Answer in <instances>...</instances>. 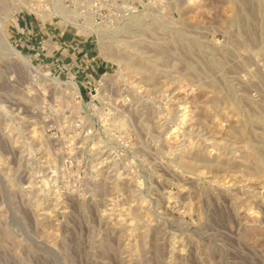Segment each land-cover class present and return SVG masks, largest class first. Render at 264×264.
Returning <instances> with one entry per match:
<instances>
[{
    "label": "rangeland",
    "instance_id": "1",
    "mask_svg": "<svg viewBox=\"0 0 264 264\" xmlns=\"http://www.w3.org/2000/svg\"><path fill=\"white\" fill-rule=\"evenodd\" d=\"M0 264H264V0H0Z\"/></svg>",
    "mask_w": 264,
    "mask_h": 264
},
{
    "label": "built area",
    "instance_id": "2",
    "mask_svg": "<svg viewBox=\"0 0 264 264\" xmlns=\"http://www.w3.org/2000/svg\"><path fill=\"white\" fill-rule=\"evenodd\" d=\"M74 24L77 26V29L91 32L89 35H98L97 27L81 25L75 22ZM66 32H60L61 35L59 38L61 39L57 43H53V47H50L49 52H46V56H48L47 53H50L49 56L52 57L50 61L51 65L60 69L54 75V78L61 79L63 74L73 80H96L97 78H103L107 74V71H102V60L96 54L94 44L89 43L87 39L81 40L75 35L71 40L62 39L63 36L66 37ZM67 35L71 36L70 33ZM54 36L57 37V35ZM74 87L77 93H80L78 82L74 83Z\"/></svg>",
    "mask_w": 264,
    "mask_h": 264
},
{
    "label": "crops",
    "instance_id": "3",
    "mask_svg": "<svg viewBox=\"0 0 264 264\" xmlns=\"http://www.w3.org/2000/svg\"><path fill=\"white\" fill-rule=\"evenodd\" d=\"M66 36H68V35L66 34ZM54 37H55V36H54ZM54 37H52V41H53L54 44L57 43L59 39H61V38H59V37H55V38H54ZM50 47H53V44H51ZM47 55L49 56L50 53H47Z\"/></svg>",
    "mask_w": 264,
    "mask_h": 264
},
{
    "label": "bare ground",
    "instance_id": "4",
    "mask_svg": "<svg viewBox=\"0 0 264 264\" xmlns=\"http://www.w3.org/2000/svg\"><path fill=\"white\" fill-rule=\"evenodd\" d=\"M104 35V34H103ZM109 41V40H108ZM9 45V44H8ZM10 46V45H9ZM10 48V47H9ZM14 48V47H13ZM15 49V48H14ZM12 50V49H11ZM16 53V52H15ZM26 61V63H27V59L25 60ZM29 62V61H28ZM28 66L29 67H34L32 64H31V62H29L28 63ZM33 69V68H32ZM183 119H185V117L183 118ZM183 121V120H182ZM184 122V121H183Z\"/></svg>",
    "mask_w": 264,
    "mask_h": 264
}]
</instances>
